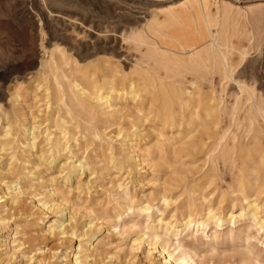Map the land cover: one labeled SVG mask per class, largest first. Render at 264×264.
Returning <instances> with one entry per match:
<instances>
[{"label":"rangeland","instance_id":"rangeland-1","mask_svg":"<svg viewBox=\"0 0 264 264\" xmlns=\"http://www.w3.org/2000/svg\"><path fill=\"white\" fill-rule=\"evenodd\" d=\"M116 1L111 8L90 0H77L81 8L97 11L100 19L108 24L135 23L140 32L147 34L148 41L154 43L153 15L149 11L160 5L171 7V3L153 4L146 13H136L126 5L140 6L142 0ZM175 1L176 5L186 2ZM238 1L242 2L234 0L227 37L221 40L226 44L223 50L233 70L232 77L220 70L218 54L209 48L210 40L192 53L195 57L208 58L213 67V72L203 77L199 72L166 70L151 55L153 45L139 46L130 41L118 48L109 47L82 58L56 57L51 53L53 44L47 43L48 34L44 35L41 30L43 21L36 14L34 22L23 20L21 36H18V25L8 15L18 0H0V79L8 75L0 117L4 123L10 122L18 137L12 144L16 148L20 146L19 139L26 127L34 122L41 124L38 147L30 155V160L28 158L29 169L39 179L23 195L21 214L3 212L0 200V221H5L0 222V264H79L75 261L76 255L79 256L77 247L80 244L89 247L90 243L95 254L91 264H182L184 252L191 253L198 264H264V236L259 226L251 217L235 222L230 219V213L237 214L253 201H258L261 207L258 216L264 218V186L254 190L239 184L240 177L255 173L250 170L252 165L244 166L241 160H218L210 169L211 164H205L210 145L202 148L195 145L199 139L196 135L200 132L195 110L179 104L181 98L187 97L186 92L193 90L191 82L198 81L202 90L209 93L213 104L222 108L223 117L215 129L211 128L214 137L208 142L224 137L230 146L249 148L253 144L254 132H248L251 101L237 80L255 86L258 96L264 98V40L260 47L251 45L252 40L244 27L253 20L252 2L246 6L244 0ZM261 3L264 15V0ZM213 10H216L215 6ZM128 18L134 22H128ZM61 44L63 48L69 47L67 42ZM244 50L248 51V56L241 62ZM162 51L170 62L189 59V55H181L183 53L178 48ZM52 59L56 60L55 64ZM33 60L36 61L34 65L30 64ZM54 73L65 82L66 94H61L52 81ZM104 77L117 83L118 89H127L134 82L140 91L139 96L133 99L131 95H124L118 100L120 102L117 101L115 111H104L83 99L71 83L72 79H77L90 88L103 83ZM19 82H22L21 86ZM40 83L50 85V98L45 97L44 86H37ZM15 92H19V98L14 96ZM48 99H51L49 107L46 104ZM163 102H175L176 112L169 122L154 120L151 115L145 117ZM63 128L66 129L65 138L60 137ZM120 130L133 143L132 152L119 145L116 135ZM49 132L52 142L60 139L59 147H54L51 141H44ZM63 147L66 149H60ZM11 151L0 149V171H6L5 164ZM42 153L49 157L47 161L40 158ZM50 159L54 160L50 162ZM81 159L87 161L85 168H77L74 176L68 177L69 173L62 168L63 161L73 160L78 164ZM259 171L264 175V165ZM4 187L0 183V192ZM50 190L53 194L49 193ZM39 200L49 202L48 218L38 207ZM209 209L221 215L222 227L216 228L212 222L204 227L205 232L197 233L185 227V221L189 218L202 220ZM59 217L65 220L69 232L75 231L73 239L64 244L48 232L49 225ZM41 219L45 220L43 225ZM48 220L50 222L46 224ZM166 223H170L167 229ZM156 235L162 240L156 242ZM168 254L172 257L164 263Z\"/></svg>","mask_w":264,"mask_h":264},{"label":"bare ground","instance_id":"bare-ground-1","mask_svg":"<svg viewBox=\"0 0 264 264\" xmlns=\"http://www.w3.org/2000/svg\"><path fill=\"white\" fill-rule=\"evenodd\" d=\"M90 1H92L96 4H100L101 6L106 5V6L113 8L114 2L116 0H90ZM78 2L76 0V2H73L71 4V3L65 2L63 0H26V1L18 0V2H15V5L10 8L8 15H9V18L11 19V21H14L18 25V30H17L18 36H21L22 30L20 28H22L21 25H22L23 20L26 19L27 21L29 20L31 22H34L33 16H34V14H36L40 18L39 20L41 22L43 21V25L41 26V30H42L43 34L44 35L48 34V36H49L47 43H49L51 45L53 44V48L51 49L52 55L54 54V55H56V57L58 56L59 58H63L66 56H72V58L76 57V56H79V57L81 56V58H82V57L88 56L90 54H97L99 52H103V51L107 50L109 47H111V49L112 48H118V47H120V45L123 46L122 44H124L125 42L130 41V42H134L136 45H139V46L143 45V44L147 45V46L153 45L154 47L150 48L151 55L166 70H173V71H176L178 73L184 72L186 70V71L193 73V74L196 72H199L203 77L207 76L208 74H211L213 72V67H211V63L209 64V62L207 60L208 58L204 59V57L202 55H198L197 57H195L194 55H192V53L194 52V50H196V48L199 45L210 40L211 42H210L209 48H212L217 52V54H218L217 57H219L218 63L220 64V66H222L220 70L223 71L225 74L230 75L232 77L233 70H231V68H230V66L226 60V55L224 53L225 49L223 50V48L226 44L223 43L224 41L221 42V40L223 38L227 37L226 33L229 31V27H230V21L229 20L231 18V15H232V12L234 9V4H235L234 0H186V2H184L182 5H180V4L176 5L175 0H142L141 1L142 4H140V6L127 4L126 7H127V9H130V11L135 10L136 13H141V12L146 13V11H149V6H151L153 4H157V3L158 4H164L166 2L171 3V5H169L171 7H168V6L163 7L162 5H160L159 7L153 8L151 11H149L150 12L149 14L153 15V21H152L151 27H153V29H155V41H154V43H150L148 41L147 34L140 32L141 30H138V27L135 25V23L131 24L134 21H130L129 20L130 17L128 18V22L130 21L131 25H121V24H116V23L115 24H111V23L108 24L107 21L100 19V15L97 11H95V10L90 11V10H88L89 9L88 7H87L88 9H85V8L83 9V8H81V6H79ZM235 2H242V1L235 0ZM251 2H252L251 11L253 12V15H252L253 20H252V22L248 21V24H245L244 29H245V32L247 33V35L252 40L251 45L256 46V47H260L263 43V40H264V22H263L264 15L262 13V7L260 6L262 4L261 3L262 0H244L243 3L247 4L246 6H248V5H250ZM213 6H215L216 10H213ZM240 10H242V9H240ZM122 20H124V19H122ZM142 20H143V18H142ZM116 22L118 23L119 21L117 20ZM139 29H141V28H139ZM61 42L69 43V47L63 48ZM170 48H174V49L178 48L180 50V52L183 53L181 55H189V59L188 60L180 59V60L172 61V62L168 61L167 58L164 56V53L162 50H169ZM118 52H116V53H118ZM10 55H12V54H10ZM38 55H40V54H38ZM247 56H248V51H245V50L242 51L241 52V62L244 61L245 59H247ZM51 61L55 64L56 60L54 61V59H52ZM12 62H14V60H12ZM35 63H36V61L33 60L32 63H30V64L34 65ZM9 66H10V64H9ZM67 70H69V69H67ZM20 71H22V70H20ZM71 74H72V72H71ZM49 76L51 77V75H49ZM7 77H8V75H7ZM7 77H2L0 79V111H3L2 110L3 109V100L5 98V95L3 94V88H4V86L8 80ZM65 77H66V75H65ZM45 80L48 81L47 78ZM53 80H54L56 86L59 88L58 89L59 92H61V94H66L67 91H66L65 82L62 79H60V77L56 73L53 74L52 81ZM102 81H103V83H100L99 85H93L90 88L83 85L82 83H80L77 79H72L71 83L75 87H77L78 93L81 97H83V99L91 101L93 103L94 107L101 108L104 111H108L110 109L115 111V109L118 108L117 101L120 99H123L124 95H131L132 98L135 99L140 94L139 93L140 91L138 90V88L134 82H131L127 89H125V88L118 89V87L116 86L117 83H114V81L110 80V78L104 77V79ZM237 82H238L239 86L247 92L248 98L251 101V109H250L251 113H250V116L248 118V121H249L248 132L253 131L254 136H253V144L249 148H245V145H242L239 147L235 146V145L230 146L228 143V140H226V139L224 140V137H220L218 139V141L215 140L213 142H208L211 138L214 137V135H213L214 132L212 131L211 128L215 129L217 127V125H219V123L221 121V117H223L221 114L222 108H220L218 106V104H216V105L213 104L212 98L209 96V93L207 91L202 90V87L198 83V81L193 80L191 82V85L193 86V90L192 91H190L191 89L188 90L186 92L187 97H185L183 99L181 98L179 101V104H182L183 107L186 106L188 108H192L195 110V116H196V119L198 121V127L197 128L200 131L196 135V138L198 137L199 139L195 143V145H197L199 148H202L205 145H210L208 147V150H207V157H206L205 164L210 163L211 164L210 169L216 165L218 160H226V159L241 160V162H242V164H244V166L250 164V165H252V168H250V170L253 169L255 171V173L249 177H240L238 179L239 184L243 185L246 188L257 190V189H260L261 187L264 186V175H261L260 171H259L262 168V166L264 165V127H263V124H264V98H262L261 96H258L255 86H253V85L250 86L247 83H243V82L238 81V80H237ZM48 83H49V81H48ZM18 84H19V86H21L22 82H19ZM40 85L44 86L45 97L50 98L51 97V91L50 90L52 89L50 87V85L40 83L37 86H40ZM120 93H121V95H120ZM14 96L16 98H19L20 97L19 92H15ZM49 100H51V99H48V101L46 102L47 107H49V104H50ZM38 102H40V101H38ZM118 102H120V101H118ZM44 108H46V107H44ZM46 109H48V108H46ZM175 112H176L175 102H173V103L163 102V104L160 107L151 111L148 114V116H145V117L148 118L151 115V117H153L154 120H161V121L166 123V122H169V120H168L169 118H172L175 115ZM35 117H37V116H35ZM79 118H81V117H79ZM207 118H211V120L209 119L210 122H207ZM175 122L176 121H174V123ZM55 123H56V120H55ZM141 123H142V121H141ZM169 124H168V126H169ZM40 126H41V124H37L36 122H34L32 125L30 124V126L26 127L23 131V137L19 139L20 146H19V148H16L12 144L15 142L16 139L18 140V137L16 136L15 133H13L10 122L7 120L4 123L2 121V118L0 117V127H1L0 128V146H1L0 149H1V151H7V152L12 149V151L10 153H8L7 161L5 164L6 171L5 172L0 171V183L5 185V187L0 192V200H1V203L3 202L2 203L3 212L17 211V212H19V214H21L20 212L24 207L23 195L26 193V190L30 189V187L34 186L36 183L35 181H37L39 179L38 176H37V178L34 177L35 175L33 174L32 170L29 169L28 166H29V160H30L29 157H30V155H32V152L34 151V149H36L38 147V144H39V138H40L41 133H38V129L40 128ZM20 127H21V125H20ZM55 127H56V124H55ZM208 127H210V129H208ZM152 129H154V128H152ZM45 131L43 133H46ZM65 131H66V129H64V128L61 129L60 137L65 138ZM114 135H115V133H114ZM116 137L118 138V140H120L119 145L126 147L129 151H131L130 149L134 148L133 143L130 142L131 140L128 138L127 135H125V132L123 130H120L117 133ZM112 138H114V137H112ZM196 138H195V140H196ZM131 139H132V137H131ZM51 140H52L51 133L49 132L48 134H45L44 141L46 142V141H51ZM135 140H136V138H135ZM45 142H43V143H45ZM52 145L54 147H59L60 139H56L54 142H52ZM162 145H164V144H161V146ZM60 149L64 150V149H66V147H63ZM69 150H70V148H69ZM58 151L59 150H57V152ZM55 156H56V154H55ZM28 158H29V160H28ZM40 158L43 159L44 161H47L49 157L46 158L44 153H42L40 155ZM53 160L54 159H52L50 162H52ZM86 162L81 159V160H79V163L76 164L75 161H73V160H70V161L65 160L62 163V168H63V171H67L69 173L68 177H70L72 175L74 176L77 168L84 169L86 166ZM30 165H31V163H30ZM247 170H248V168H247ZM208 173H209V171H208ZM7 179H8V182L6 181ZM45 186H46L45 189H47V185H45ZM50 187H52V186H50ZM49 193L53 194V192L51 190ZM49 193H47V194H49ZM35 196H37V194ZM166 202H167V200H166ZM257 202L253 201V202L247 203L248 205L246 207L241 208L237 214L230 213V219L235 222V221H237V219L238 220H245L247 217H249V218L251 217L253 219V221L255 222V224L259 226V228H260L259 231L262 230L263 236H264V218H261L258 216V212L261 209V207L259 206V204ZM38 203H39L38 207L41 208L43 211H45L44 215L46 218H48L49 217L48 210H50V208H51L49 202L47 200H44V201L39 200ZM259 203H260V201H259ZM58 208H60V207H58ZM19 214L17 216H19ZM227 214H229V213L227 212ZM66 216L67 215H65V217ZM184 219H187V217ZM184 219H183V221H184ZM1 221H3V220H1ZM66 221H68V220H66ZM3 222L5 223V221H3ZM40 222L43 225L45 220L41 219ZM49 222L50 221L48 220V222L46 224H48ZM212 222L214 223L216 228H220L224 224V221H223L221 215L219 213H216L214 209H209V211L207 212V215L204 216L202 220H200V219L197 220L195 218H189L187 221H185V227L188 230H191L192 232H194V231L196 233L199 231L205 232L204 227H208ZM57 223L59 225H57ZM68 224H69V222H68ZM169 226H170V223H166V229ZM200 226H202L203 228L201 229ZM171 228H173V226H171ZM69 231L70 230L68 229V225L65 224V220H62V217H59L56 220H54L53 223L50 224L49 228H48V232L52 236L57 237L56 239H58L59 242H61V244L66 243L67 240L73 239L75 231H72V232H69ZM24 234H25V232H24ZM46 236H47V234H46ZM208 236H210V235H208ZM154 238H155L156 242H159L162 240V237L160 235H156ZM153 241H154V239H153ZM138 242H140V241H138ZM99 243H100V241H99ZM75 244H77V243H75ZM43 245H44V243H43ZM93 246H94V243H93ZM105 246H106V244H105ZM134 246H135V244H134ZM156 247H157V245H156ZM71 248L73 249V245L71 246ZM77 249H79V256L76 255L75 261L78 262L79 264H81L83 261L89 260L87 264H91V260H93L95 258L92 243H90L89 247H86V246L80 244L77 247ZM75 250H76V248H75ZM51 251H52V249H51ZM96 257H97V255H96ZM171 257H172V255L168 254L167 259L164 258V260L166 259L164 263L169 261V259ZM37 260H38V258H37ZM149 264H154V263L150 262ZM182 264H198V262L195 260L194 256L191 253L184 252L183 257H182Z\"/></svg>","mask_w":264,"mask_h":264}]
</instances>
